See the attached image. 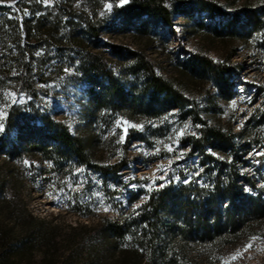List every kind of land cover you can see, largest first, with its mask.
<instances>
[{
  "label": "trees",
  "instance_id": "trees-1",
  "mask_svg": "<svg viewBox=\"0 0 264 264\" xmlns=\"http://www.w3.org/2000/svg\"><path fill=\"white\" fill-rule=\"evenodd\" d=\"M116 1L52 0L45 5L40 0H16L12 5H0V98L6 88L37 97L38 84L47 80L46 63L63 53L67 60L60 70L72 68L76 78L90 85L88 117L93 123L120 113L162 123L142 136L154 146L164 142L172 124L177 129L185 122L199 124L198 129L193 127L199 136L186 134L180 146L188 150L187 157L200 159L208 187L190 182L154 188L140 207L123 211L115 219L102 216L92 226L75 228V234L62 245L54 235L30 229L36 218L22 196L23 174L16 168L6 177L0 176V264H22L36 255L41 264H214L216 253L224 246L264 230V188L257 186L263 181L260 169L257 176L240 171L250 165L248 154L254 148L264 149V81L256 84L261 103L242 128L235 129L232 120L211 121L209 115L222 113L223 108H202L172 80L159 75L144 52L101 39L112 28L98 17V8ZM192 1L129 0L117 16L127 22L147 17L171 26L176 14L205 11L225 19L215 28L214 37L239 40L247 49L264 53V4L260 0H244L241 5L233 2L230 12L212 0ZM142 23L139 28L148 30L146 19ZM104 46L121 61L131 62L140 84L127 88L115 76ZM233 54L214 60L195 52L183 71L212 84L218 99L231 102L240 93L235 77L242 68L241 62H232ZM15 111L8 112L5 131L0 132V158L6 161L40 156L59 169L76 159L113 176L129 164L127 154L111 164H96L89 143L71 134L64 123L48 114L38 124L35 112L20 116ZM12 130L16 133L13 141L8 137ZM208 148L225 159L210 155ZM245 185L252 191L245 192Z\"/></svg>",
  "mask_w": 264,
  "mask_h": 264
},
{
  "label": "rangeland",
  "instance_id": "rangeland-1",
  "mask_svg": "<svg viewBox=\"0 0 264 264\" xmlns=\"http://www.w3.org/2000/svg\"><path fill=\"white\" fill-rule=\"evenodd\" d=\"M224 7L227 12L231 11V4L236 2L241 5L244 0H212ZM257 0H251L255 2ZM184 4H191L192 0H182ZM111 9H106L104 4L98 8L97 15L104 24H111L112 31H106L101 39L105 42L132 49L144 54L150 59L159 75L172 80L175 86L186 96L202 108H223L222 113L210 114L209 119L213 122L233 121L235 129H240L245 123L239 124L244 116H250L256 105L261 103L262 96L257 97V86L264 81V53L247 49L239 40H223L214 37L215 28H219L225 19L222 16H211L205 11H192L188 15L174 16V23L170 26L161 22L152 21L147 17L126 21L119 18L117 14L122 6L116 2ZM124 6V5H123ZM104 13L101 16L100 13ZM146 19L148 30H142V20ZM117 29H115V28ZM106 53L108 66L112 68L116 77L130 88L132 84H140L139 76L131 70L130 61H121L111 54V48L103 47ZM195 52L208 54L214 60H224L234 52L232 62H241L242 68L235 77L239 94L236 95V109L231 108V102H224L217 98L216 87L210 83L200 82L193 79L183 71V66L190 56ZM63 53H57L49 63H46V82L38 84L37 97H32L23 92L19 98H10L11 88L2 91L0 98V110L5 115L0 116V123L4 124L9 111L19 113L20 116L34 114L38 124H41L42 115H50L54 121L64 123L71 134L82 137L89 143L93 153V161L96 164H111L125 154L128 155L129 164L118 175H105L95 170L91 165L79 164L76 159L64 162L59 169H54L52 162L40 156L27 157L21 162L16 160L6 161L0 158V176L18 168L23 174L20 188L22 196L28 203L29 209L35 216V221L30 224V229L39 230L46 236L54 235L60 244L65 245L66 240L75 234V228L80 226H92L102 216L118 218L123 211L134 208L145 201L151 191L145 188V184H161L162 188L168 184H183L180 181L165 184L163 181L155 180L160 175L171 177L173 173L186 178L189 174L199 171L197 165L202 166L200 159L195 157H183L176 160L170 168L160 172L158 166L167 163L174 155L164 150L163 143L175 139V125H171L164 142L157 146L150 145L143 139L148 130L162 126V123L152 122L147 119L135 118L126 113L112 114L106 120L95 124L89 120L91 111V94L89 84L76 78L74 70L67 72L60 70L62 62L66 61ZM67 72V73H64ZM16 92V91H15ZM248 97L249 99H238ZM257 97V98H255ZM255 98V101H254ZM228 115H225V113ZM173 119V118H172ZM170 118V121L172 120ZM129 123L126 139L121 142L124 132L122 122ZM121 122V123H120ZM173 122V121H171ZM141 124L143 127L136 129L132 124ZM165 123H167L165 121ZM170 123V122H169ZM0 131L1 133L5 131ZM191 131H194L193 128ZM15 130L9 134L11 141L15 138ZM137 145V148H133ZM160 147L159 154L154 153V148ZM181 147V146H180ZM182 148V147H181ZM264 151V149H258ZM126 151V153H125ZM188 151V150H187ZM147 153V154H145ZM27 160L30 163L26 164ZM256 161H260L257 163ZM250 165L246 169L249 175L260 174L263 181L257 183L260 186L264 182V156L253 155L249 157ZM81 171L76 173L75 169ZM187 168L186 173L184 169ZM204 169V167H203ZM153 176V179H148ZM260 180V179H258ZM262 180V179H261ZM191 182L207 183L204 170L198 177L193 175ZM115 185L116 187H110ZM131 185H136L132 187ZM154 189V188H153ZM264 191V189H263ZM99 193V195H97ZM256 230V229H254ZM257 237L252 246L244 249L252 237ZM243 249V255L230 261V264H264V230L256 231L249 238H242L235 244L226 245L216 253L214 264H223V258H227L236 249ZM40 255H36L30 262L22 264H41Z\"/></svg>",
  "mask_w": 264,
  "mask_h": 264
},
{
  "label": "snow or ice",
  "instance_id": "snow-or-ice-1",
  "mask_svg": "<svg viewBox=\"0 0 264 264\" xmlns=\"http://www.w3.org/2000/svg\"><path fill=\"white\" fill-rule=\"evenodd\" d=\"M16 2V0H0V5L2 4H9V5H12ZM40 2H42L43 4L45 5H49L52 0H40ZM129 2V0H118V5L119 6H123L125 4H127ZM260 3L261 4H264V0H260ZM104 7L106 9H111L112 8V4L110 3H106L104 5ZM101 16H103V12L100 13ZM37 15H40V13H37ZM41 53L40 52H37L36 55H40ZM67 72H72L73 69L72 68H68L66 69ZM10 95V98H19L20 94L15 92V91H12L11 93H9ZM238 99H243V100H246V99H249L248 97H239ZM237 107V100L236 99H233L231 101V108L232 109H236ZM243 111H248V114L251 115V111H249L247 108L244 109ZM175 110H173V114H174ZM5 115V113L0 110V116H3ZM225 115H228V113L226 112ZM248 119V116H244L240 121H239V124H243L244 120ZM121 123V122H120ZM128 127H129V123L126 122V121H123L122 122V131L124 132V136L122 137L121 139V142H123L125 139H126V135H127V132H128ZM131 127L133 128H136V129H140L142 128L143 126L141 124H132ZM195 127V128H199L200 125L199 124H196V125H192L190 124L189 122H185L183 124L182 127H180L178 130H175V139H171L170 138V142H167V143H163V148L164 150H166L167 153L169 154H173V153H178V155H174L172 159H170L169 161H167V163H163V164H160L158 166V169L160 172H163L165 169H168L170 168V166H172L176 160H180L182 159L183 157L186 156L187 154V149L185 148H181L180 147V139L185 136L186 134H191L192 136H199V132L198 131H191V129ZM5 128L4 124L0 123V131H3ZM161 143L160 141H157V144ZM133 148H137L138 149V146L137 145H133ZM139 150V149H138ZM161 151L160 147H155L154 148V153L155 154H159ZM207 152L212 155V156H217L218 159H225V157L223 156H220L217 152H215L212 148H208L207 149ZM147 154V153H145ZM249 157L253 156V155H256V156H264V151H260V150H257V149H253L252 152H250L249 154ZM229 160H231V157H228ZM257 163H259L260 161H256ZM24 163L28 164L30 163L29 161L25 160ZM197 168L199 169V171H195L194 173L192 174H189L186 178L184 179H181L180 176L176 175L175 173L172 174V176L169 178L167 176H164V175H160L159 178L155 179V180H160V181H163L165 184L169 183L170 180L172 182H176V181H180L184 184H188L192 181L193 179V175H195L196 177L199 176V174L201 172H203V167L197 165ZM76 173H79L81 171L80 168H76L75 169ZM184 171L187 173L188 172V169L185 168ZM240 171L243 173L245 171H251V169H243L241 168ZM148 179L152 180L153 179V176L149 177ZM132 187H136V185H131ZM158 186H162L161 184L159 185H156L155 183L149 185V184H145L144 187L145 188H148L149 190H152L153 188H157ZM205 187H208L207 184L204 185ZM110 187H113L115 188L116 186L115 185H110ZM260 187L264 188V182L261 183ZM244 191L245 192H251L252 191V188L245 185L244 186ZM97 195H99V193H97ZM145 200L148 199V196H145L144 197ZM142 203V202H141ZM134 208H138L140 207V205H133ZM135 214V213H134ZM257 237L253 236L251 240L248 241V243H246L243 248L244 249H248L252 246V242L254 240H256ZM243 255V249H236L235 251H233L230 256H228L227 258H221L223 260V264H230V261H234L238 258H240L241 256Z\"/></svg>",
  "mask_w": 264,
  "mask_h": 264
}]
</instances>
